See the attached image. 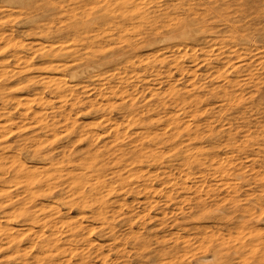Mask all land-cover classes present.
<instances>
[{
  "label": "rangeland",
  "instance_id": "obj_1",
  "mask_svg": "<svg viewBox=\"0 0 264 264\" xmlns=\"http://www.w3.org/2000/svg\"><path fill=\"white\" fill-rule=\"evenodd\" d=\"M135 2L137 12L131 4L115 0H0V63L6 64L0 65V70L15 64V51L11 49L14 41L25 43L29 49H16L27 57L33 50L40 49L41 43L47 47L53 42L57 46L62 43L70 50L80 49L85 57L90 55L87 52L96 49L85 45L90 39H94L100 49H118L125 43L123 40L138 42L140 46L138 55L133 58L134 70L130 63L108 56L98 60L97 67L85 70H81L84 66L80 67L79 75L72 78L69 67L75 61L71 58L52 57V64L65 63L66 66L50 71L46 68L50 63L36 54L29 73L38 80L36 89L31 86L15 90L26 83L19 79L22 76L6 81L0 74V88L11 84L8 89L13 99L6 103L0 98V123L9 127L8 135L0 140V155L2 145L14 146L2 155L0 163L2 167L5 163L7 168L12 158L6 157L14 156L18 160L13 162L18 165L10 167V172L8 168L4 173L0 170V264H80L83 258L91 264H111L118 250L122 253L119 255H124L120 260L124 261L116 264H159L150 263L147 256H136V252L146 255L151 250L153 254L158 250L168 252L174 246L177 249L171 251L172 256L167 255L164 263L258 264L261 255L264 256V212L261 213L257 206H264V104L260 99L262 93H258V84L264 92V0ZM200 14L205 25L196 35L168 41L161 37L148 44L155 37L154 33L162 35L167 29L184 25ZM47 28L50 35H42L41 30ZM4 46L9 47L4 50ZM44 50L46 48L38 52ZM225 58L230 60V65H241L242 70L234 71L230 65L225 66ZM86 61L83 58L77 63L84 65ZM47 76H66L64 78L78 89L75 93L80 96L82 105L71 110L72 99L67 104L42 87L41 81ZM122 78L124 96L111 94V89L120 85ZM228 79L239 81L238 99L230 97L228 101L212 94L211 89L227 85ZM83 86L89 91L83 92ZM34 92L46 94L51 102L44 109L46 118L42 122L29 118L25 120L26 126L15 128L19 127L17 123H20L23 108L13 101L25 99ZM130 103L134 107L128 110L125 105ZM34 106L39 105L34 103ZM66 113H71L72 117L68 123L63 121L62 115ZM8 114L12 119L5 117ZM72 120L79 127L76 133L70 126ZM53 123L56 128L47 126ZM11 128L10 133L8 129ZM211 129L221 133L210 139L206 133ZM172 135L173 138L167 140ZM90 151L93 152L89 155ZM156 151L162 161L147 162L149 155ZM95 154H100L97 157L100 161L92 167ZM196 158L204 160L201 168L194 166ZM218 158L229 161L232 174L228 179H223L216 169ZM20 161L30 169L26 174H31V190L27 189L25 178L13 174ZM121 161L126 163L125 167L120 165ZM84 166L90 168L86 170ZM59 173L63 176H54ZM97 175L101 176V187H97ZM118 175L128 176L120 179ZM48 176L52 177L48 182L39 181ZM76 176L91 180L83 188L73 183L77 181L74 180ZM145 187L154 190L145 194ZM210 188L220 193L216 199L212 192L211 196L205 194ZM84 193L88 198H81ZM227 193L247 210L233 212V202L222 199ZM32 195L34 200L28 203ZM102 197L111 206L103 210L100 218L95 214L99 205L96 200ZM200 198L205 201L203 210L198 207ZM79 200L84 204H79ZM24 206L34 211L39 220L22 215ZM214 207L213 215L208 216V210ZM48 219L53 221L50 223ZM76 224L80 227L73 231L72 226ZM12 237L19 241L18 246L16 243L10 245ZM44 240L46 246L49 245L44 247L48 250L45 253L41 247ZM58 246H62L61 251L57 250ZM232 248L241 249L240 256L235 255ZM217 249L221 253L213 257ZM50 255L54 263L43 262ZM38 256L43 260L37 261ZM105 258L107 261L102 262Z\"/></svg>",
  "mask_w": 264,
  "mask_h": 264
},
{
  "label": "bare ground",
  "instance_id": "obj_2",
  "mask_svg": "<svg viewBox=\"0 0 264 264\" xmlns=\"http://www.w3.org/2000/svg\"><path fill=\"white\" fill-rule=\"evenodd\" d=\"M116 2H121L122 4L124 3V4H131L132 6H133V8L136 10V12H137V9H138V4L135 2V0H115ZM115 4V3H114ZM54 9H55V7H54ZM207 9V8H206ZM121 14V13H120ZM203 16H201V14H200V16L198 17V18H192V19H190L189 21H187L186 22V24H184V25H178V27H175V28H173V27H171L170 29H167L166 31H165V33L164 34H160V33H158V34H156V33H154V35H155V37H153L151 40H149L148 41V44H151V43H153V41H155V40H158L159 38L161 39V37H162V40H166V41H168V40H172V39H174V38H187V37H190V36H193V35H196V32H200V31H202L201 30V28L205 25V20H204V18H202ZM222 17V16H221ZM124 18V17H123ZM164 26H166V25H164ZM61 27V26H60ZM72 29V28H71ZM66 30V29H65ZM50 32V30L47 28V30H45V29H42L41 30V34L43 35H50V34H48ZM49 37V36H48ZM6 38H4V40H5ZM243 39V38H242ZM247 39V38H246ZM8 40V39H7ZM6 40V41H7ZM91 41H88L85 45L87 46V47H89V48H96V49H91L92 50V52H87V53H89L88 55L89 56H84L85 55V53L84 52H82L80 49V52H79V50H70V48L68 47H66V46H63L62 45V43L61 44H59L58 46L56 45V44H54L55 42H53V44L52 43H50L49 45V47H47L46 45H43V43H41V48L40 49H35V50H33L32 51V55L31 56H29V57H27L26 55H20L19 54V50L18 49H16V48H25V49H29L26 45H25V43L23 42V41H18V42H13L12 44H11V49H12V51H15V53L13 54V58H14V65L11 67V68H9V66H7L6 68H3V69H1L0 70V74L2 75L1 77H3V80H6V81H9L12 77L14 78V77H18V76H22L21 78H19V79H24L25 81H26V83L24 84V85H20V86H18V85H16V86H18V87H16L15 88V90H20V89H22V88H25V87H35V85L37 84V81L36 80H34V77H32L31 75H29V73L32 71V65L34 64V61H33V59H34V56L36 55V54H40L39 56L41 57V58H44V60H45V63H50V64H46L47 66H46V68H48V69H50V71H53V70H58L60 67H62V66H66V64L65 63H61V64H52V57H58V58H61V59H68V58H71V60H73V61H75L74 63H72V64H70L71 66L69 67L70 69H69V71H70V76L72 77V78H76L77 77V75H79V68L80 67H82V66H84V68L83 69H81V70H85L86 68H88V67H97L96 65V62L98 61V60H100V59H102V58H107L108 56L111 58V57H114L116 60H120L121 62H126V63H130L132 66V69L134 70V66H135V60L133 59L134 57H136L137 55H138V53H137V51H138V49H139V43L138 42H131V41H127V40H123L125 43H123L121 46H119V48L118 49H105V47L103 48H101L100 49V45L97 43V42H95V40L94 39H90ZM63 41V40H62ZM122 41V40H121ZM11 43V42H10ZM8 44V43H7ZM64 44V43H63ZM6 45V44H5ZM10 45V44H9ZM71 45V44H70ZM86 46H84L83 45V47L84 48H86L87 50H89V48H87ZM98 46V47H97ZM264 46V45H263ZM5 47L7 48V47H9V46H4L3 48H4V50H5ZM13 47V48H12ZM72 47V46H71ZM180 47H183V46H180ZM46 48V50H44V51H42V52H38L39 50H43V49H45ZM31 49V48H30ZM182 49V48H181ZM1 50H3V49H1ZM9 50V49H8ZM85 50V49H84ZM11 51V52H12ZM38 52V53H37ZM97 52H102V53H100V55H97V56H95L96 54L95 53H97ZM160 52V51H159ZM7 53V52H6ZM37 56V55H36ZM108 57V58H109ZM189 57V56H188ZM83 58H85L87 61L85 62L86 64H81V63H77V60H80V59H83ZM182 58V57H181ZM171 59V58H170ZM226 59V62H225V66H227V65H230V60L228 59V58H225ZM43 60V61H44ZM180 60V59H179ZM178 60V61H179ZM146 63V62H145ZM144 63V64H145ZM158 64V63H157ZM177 64V63H176ZM175 64V65H176ZM0 65H1V67H3V66H5L4 64H2V63H0ZM36 65V64H35ZM34 65V66H35ZM100 65V64H99ZM223 66H224V63L222 64ZM68 66V65H67ZM178 66H176V68H177ZM182 67V66H181ZM230 68H232V70H234V71H241L242 69L241 68H243L241 65H230ZM224 69V68H223ZM99 72V71H98ZM103 72V71H102ZM218 72V71H217ZM221 72V71H220ZM82 73V72H81ZM241 73H243V72H241ZM100 74V73H99ZM117 74H119V73H117ZM238 74V73H237ZM133 75H134V73H133ZM236 75V74H235ZM100 76H101V74H100ZM116 76V75H115ZM40 77V76H39ZM64 77H66V76H58L57 78L56 77H52V76H47V77H44L43 79H42V84L41 85H43L42 87H44V88H48L52 93L54 92L55 93V96H56V98H58L60 101H63V102H65V103H67L68 102V100H70V99H72L73 101H71L70 103V105H71V110H73L74 108H77V107H79V106H81L82 105V100H81V98H80V96H78V94L77 93H75L77 90L71 85V83L67 80V79H65ZM82 77V76H81ZM84 77V76H83ZM234 77H236V76H234ZM119 78V77H118ZM121 78V77H120ZM239 78V77H238ZM78 79H76V81H77ZM100 80H101V78H100ZM122 81H121V84L120 85H118V86H116V87H113V89H111V91H110V93L111 94H113V95H118V94H120V96L121 97H123L124 96V93H126V90H125V88H124V86L122 85V83L124 82V79L122 78L121 79ZM11 81V80H10ZM99 82V81H98ZM186 82H188V81H186ZM226 82H228V84L226 85V84H224L223 86H217V87H215V88H213V89H211L213 92H212V94H214V96L215 97H222L223 99H227L228 101H229V98L230 97H235V98H237L238 99V97L237 96H239L238 95V91L239 90H241L240 89V87L238 86V85H240L239 84V81L237 80H232V79H228ZM8 84V83H7ZM39 84V83H38ZM1 85V84H0ZM11 87V84H9V85H7V87L5 88H0V98H2V100L4 101H6V103L7 102H10V100H13V99H11L12 98V96L10 95V93H12V91L10 92V90L8 89V88H10ZM15 87V86H14ZM37 87V86H36ZM36 87H35V89H36ZM262 86L261 85H259L258 84V93L259 94H261L260 96H261V100H262V102H263V104H264V92L262 91V88H261ZM41 88V87H40ZM6 89H7V91H6ZM12 89V88H11ZM34 89V88H33ZM210 90V91H211ZM49 91V93H51ZM82 91L83 92H88L89 91V89H88V87L87 86H83V89H82ZM108 91V92H109ZM43 92V91H42ZM42 92H34L33 93V95L32 96H29V97H25V99L23 100V99H17V101H13V102H15V105H18V106H22V108H23V112H22V115H19L20 117H19V119H20V123H17L18 124V126L19 127H15V128H21V126H23V125H25V120H27V119H33V120H35V121H40V122H42V120L44 119V118H46V116H45V114H47L46 112L47 111H44V109L48 106V104H50L51 102L49 101V99L47 100V98L48 97H45L46 96V94L45 95H42ZM242 92V91H241ZM45 93V92H44ZM43 93V94H44ZM101 93V92H100ZM102 94V93H101ZM103 95V94H102ZM100 96V95H99ZM14 98V97H13ZM16 98V97H15ZM50 98V97H49ZM129 98L130 97H128V100H129ZM199 98V97H198ZM201 98V97H200ZM138 99V98H137ZM234 99V98H233ZM236 99V100H237ZM258 99V98H257ZM15 100V99H14ZM126 102V101H125ZM231 102V101H230ZM229 102V103H230ZM236 102V101H235ZM34 103H37L39 106L38 107H35L34 106ZM81 103V104H80ZM218 103V102H217ZM64 104V103H63ZM68 104V103H67ZM85 104V103H84ZM108 104V103H107ZM212 104H214V103H212ZM223 104V103H222ZM231 104V103H230ZM259 104V103H258ZM101 105V104H100ZM207 105V104H206ZM50 106V105H49ZM203 106V105H202ZM201 106V107H202ZM98 107H100V106H98ZM106 107V106H105ZM125 107H127L128 108V110L129 109H131V108H133L134 107V105L132 104V103H130L129 105H125ZM218 107V106H217ZM52 109V108H51ZM241 109V108H240ZM46 110V109H45ZM59 110V109H58ZM128 110H127V112H128ZM262 110V109H261ZM131 111V110H130ZM222 112V111H221ZM54 113V112H53ZM223 113V112H222ZM71 113H66V114H64V115H62L63 116V121L65 122V123H68V120L70 119V118H72L71 117V115H70ZM220 116V115H219ZM228 116V115H227ZM264 116V115H263ZM5 117H7V119L8 120H10V119H12V115L10 114H8V115H6ZM104 118V117H103ZM207 118H209V117H207ZM219 118V117H218ZM261 118V117H260ZM259 118V119H260ZM29 119V120H30ZM47 120V119H46ZM58 121H59V119H58ZM77 121V120H76ZM101 121V120H100ZM201 121H203V120H201ZM9 122V121H8ZM39 122V123H40ZM70 122V121H69ZM108 123V122H107ZM128 123V122H127ZM210 123V122H209ZM208 123V124H209ZM215 123H216V121H215ZM220 123V122H219ZM264 123V122H263ZM2 123H0V140L1 139H3L5 136V134H6V130H7V128H9V127H6V126H3V125H1ZM37 124H38V122H37ZM112 124V123H111ZM207 124V123H206ZM44 125V124H43ZM12 126V125H11ZM10 126V127H11ZM26 126V125H25ZM27 126H29V124L27 125ZM47 126H53V128H56L55 127V125H54V123L52 124V125H47ZM46 126V127H47ZM70 126L72 127V129H73V131H74V133H76L77 132V130H78V125H76V122H74L73 120H72V122L70 123ZM181 126V125H180ZM115 127V126H114ZM210 127V126H209ZM262 127V126H261ZM25 128V127H24ZM34 128V127H33ZM218 128H220V127H218ZM260 128V127H259ZM45 129V128H44ZM47 129V128H46ZM113 129V128H112ZM207 129H209V128H207ZM10 130V133H11V130H12V128L11 129H8V131ZM18 130H20V129H18ZM55 130V129H54ZM53 130V131H54ZM52 131V132H53ZM210 131V130H209ZM228 131V130H227ZM21 132V131H20ZM30 132V131H29ZM51 132V131H50ZM202 132V131H201ZM207 132V131H206ZM230 132V131H229ZM221 133V131H218V132H216L215 130H212L211 129V132L210 133H206V135L208 136V138H210V139H212V138H215V137H217L219 134ZM24 134V133H23ZM22 134V135H23ZM29 134V133H28ZM33 134H34V132H33ZM85 134V133H84ZM202 134H203V132H202ZM8 134H6V136H7ZM116 135V134H115ZM197 135V134H196ZM199 135V134H198ZM197 135V136H198ZM201 135V134H200ZM200 135H199V137H200ZM205 135V136H206ZM35 136V135H34ZM34 136H32L33 138H34ZM93 136V135H92ZM204 136V137H205ZM25 137V136H24ZM31 137V138H32ZM35 137H37V136H35ZM40 137V136H39ZM201 137H203V135L201 136ZM55 138V137H54ZM173 138V135L172 136H170V137H168L167 138V140L168 139H172ZM73 139V138H72ZM82 139V138H81ZM36 140V139H35ZM34 140V141H35ZM74 140V139H73ZM202 140V139H201ZM38 141V140H37ZM222 142V141H221ZM1 143V142H0ZM11 143V142H10ZM39 143V142H38ZM222 143H224V142H222ZM24 144V143H23ZM233 144V143H232ZM223 145H225V143L223 144ZM198 146V145H197ZM238 146V145H237ZM14 146H11V145H2L1 146V149H2V153H1V155H0V158H2V155L3 154H5V152L6 151H8L9 152V150L11 149V148H13ZM21 147V146H20ZM40 147V146H39ZM204 148V147H203ZM171 150V149H170ZM96 151V150H95ZM106 151V150H105ZM182 151V150H181ZM200 151V150H199ZM1 152V151H0ZM91 152H93V151H90V153H89V155L91 154ZM157 152V151H156ZM161 152V151H160ZM142 153V152H141ZM161 153H163V152H161ZM226 153V152H225ZM234 153V152H233ZM8 154V153H7ZM40 154H42V153H40ZM86 154V153H85ZM118 154V153H117ZM134 154H135V152H134ZM228 154V153H227ZM230 154V153H229ZM232 154V153H231ZM43 155V154H42ZM47 155V154H46ZM70 155V154H69ZM100 154H95V155H93L92 156V159H93V162H94V164H91L90 166H92V167H95L97 164H98V162L100 161V160H98L97 159V157L99 156ZM142 155V154H141ZM175 155H176V153H175ZM212 155V157L214 156L213 154H210V156ZM226 154H224V156H225ZM81 156V155H80ZM202 156V155H201ZM220 156H221V154H220ZM235 156V155H234ZM205 157V156H204ZM217 157V156H216ZM7 158H12V160H11V163L9 164V162H8V164H6V165H8V166H6L7 168H8V170H9V172H10V170L11 169H9L10 167H14V165L16 166V165H18V163L17 164H14L13 165V162L14 161H18L14 156H8V157H6V159ZM102 158V157H101ZM136 158H138V156L136 157ZM170 158V157H169ZM245 158V157H244ZM243 158V159H244ZM80 159V158H79ZM162 159V157L159 155V153L157 152V153H155V152H152L150 155H149V159H146V161L147 162H160V161H162L161 160ZM211 159V158H210ZM219 159V158H218ZM52 160V159H51ZM86 160V159H85ZM111 160H113L114 161V159H111ZM116 160V159H115ZM119 160V159H118ZM222 159H219L218 161H216V169H217V171H218V173H220V175H221V177L223 178V179H228V176H230L231 174H232V172H230V166L228 165V163H229V161H226L225 159H223L224 161H221ZM80 161V160H79ZM87 161V160H86ZM113 161H111V162H113ZM122 161H126V159H122ZM121 161V162H122ZM235 161V160H234ZM104 162V161H103ZM116 162V161H115ZM164 162V161H163ZM89 163V162H88ZM117 164H118V162H116ZM116 163H114V164H116ZM129 163V162H128ZM193 163H194V166L196 167V168H201V166H203L204 165V160L202 161V159H200V158H196L195 160H193ZM106 164V163H105ZM111 164V163H110ZM4 165V167H2V164L0 163V170H2V172L4 171H6L7 170V168H5V163L3 164ZM120 165L121 166H123V167H125L126 166V163L124 164L123 162L122 163H120ZM142 165V164H141ZM214 165V164H213ZM90 166H84V169H86V170H88L89 168H90ZM113 166V165H112ZM237 166V165H236ZM55 167H57V166H55ZM59 167V166H58ZM100 167H102V166H100ZM115 167V166H114ZM48 168V167H47ZM97 168V167H96ZM137 168V167H136ZM241 168V167H240ZM253 169H255V167H252ZM252 168H251V170H252ZM113 169H115V168H113ZM243 169H245V167L243 168ZM250 169V168H249ZM56 170V169H55ZM37 171V170H36ZM108 171V170H107ZM206 171V170H205ZM208 171V170H207ZM236 171H240V170H235L234 172H236ZM3 172V173H4ZM30 173V169H28V167L26 166V165H24V164H22V162L20 161V164H19V167H16V170L14 171V176L15 175H18V177H21V178H25V179H23V181L25 182V185H27L28 187H27V189L28 190H31V188H30V184H32V179L30 178V176H31V174H26V173ZM248 172H250V171H248ZM7 173V172H6ZM64 173V172H63ZM200 173V172H199ZM202 173H204V172H202ZM244 173V172H243ZM119 174V173H118ZM239 174V173H238ZM3 175V174H2ZM26 175H28V176H26ZM66 175L67 176H69L70 175V173H66ZM84 175H87V173H85ZM242 175V174H241ZM254 175V174H253ZM4 176V175H3ZM55 177H61V176H63V175H61L60 173H59V175H54ZM53 176V177H54ZM96 176V175H95ZM119 176V175H118ZM128 176V175H127ZM127 176H125V177H127ZM46 177V176H45ZM44 177V178H45ZM50 177V178H49ZM125 178V177H123L122 175H120L118 178ZM139 177V176H138ZM220 177V176H219ZM16 178V177H15ZM20 178V179H21ZM40 178V177H39ZM52 177L51 176H48L47 178H45V179H39V181H42V180H44V182H48V180L49 179H51ZM70 178H73V176L72 177H70ZM75 179L74 180H77V181H75V182H73L74 184H78L79 186H83V188L85 187L84 186V184H86L87 182H89V180H91V179H88L86 176H76V177H74ZM120 178V179H121ZM129 178V177H128ZM247 178V177H246ZM252 178H253V176H252ZM4 179V178H3ZM3 179H1V180H3ZM18 179V178H17ZM64 179H66V177L64 178L63 177V180ZM131 179V178H130ZM235 179V178H234ZM244 179H245V177H244ZM6 180V179H5ZM14 179H12V181H13ZM53 180H55V179H53ZM52 180V181H53ZM94 180V179H93ZM133 180V179H132ZM231 180V179H230ZM245 180H247V179H245ZM15 182H16V180H14ZM38 181V182H39ZM126 181H128V179L126 180ZM130 181V180H129ZM201 181V180H200ZM234 181V180H233ZM17 182L19 183V180H17ZM21 182H22V180H21ZM70 182V181H69ZM223 183H225V181H222ZM124 183V182H123ZM127 183V182H126ZM237 183V182H236ZM36 184V183H35ZM46 184H48V183H46ZM71 184V183H70ZM69 184V185H70ZM81 184V185H80ZM96 184H97V187H101L102 185V179H101V176L100 175H97V177H96ZM173 184V183H172ZM253 184V183H252ZM184 185V184H183ZM201 185V184H200ZM246 185V184H245ZM103 186H105V184L103 185ZM219 186H221V185H219ZM106 187V186H105ZM109 187V186H108ZM153 187V186H152ZM199 187V186H198ZM198 187H196L197 189L196 190H198ZM74 188V187H73ZM78 188V187H77ZM232 188V187H231ZM259 188V187H258ZM78 189H81V188H78ZM145 189V194H147L148 192H152V190H154V189H152L151 190V188H149V189H147L146 187L144 188ZM147 189V190H146ZM156 189V188H155ZM226 189H227V187H226ZM70 190V189H69ZM68 190V191H69ZM99 190H100V188H99ZM110 190H112V187L110 188ZM232 190H233V188H232ZM245 190V189H244ZM71 191V190H70ZM76 191H77V189H76ZM106 191V190H105ZM247 191H249V190H247ZM256 191V190H255ZM260 191V190H259ZM2 192H3V190H2ZM78 192H82V191H78ZM155 192V191H154ZM201 192H203L202 190H201ZM210 192H212L211 193V195L213 196V198H217V196H219V194L220 193H218V192H215L214 191V189H212V188H210V189H208L207 190V192L205 193L206 195H208L209 194V196H211L210 195ZM226 192H228V191H226ZM234 192H236L235 190H234ZM245 192V191H244ZM101 193V192H100ZM229 193H231V192H229ZM237 193V192H236ZM96 194H99V193H96ZM250 194V193H249ZM253 194V193H252ZM95 195V194H94ZM102 195V194H101ZM200 195V194H199ZM223 195V194H222ZM245 195H247L248 196V194H245ZM70 196H72V193H71V195ZM204 196V195H203ZM229 196V194L227 193V194H224V196H223V200H227V199H229V200H231L232 202H233V206H234V209H233V212H238V211H243V210H247V209H243V208H241L238 204H237V200L235 199V197H228ZM33 195L31 196V197H29V200H28V203L29 202H32V200H34L33 199ZM88 198V196L87 195H85V193L83 194V196H81V198L82 199H85V198ZM236 197H238V196H236ZM253 197V196H252ZM198 198V197H197ZM10 199V198H9ZM69 199V198H68ZM73 199V198H72ZM249 199V198H248ZM257 199V198H256ZM69 200H71V199H69ZM117 200V199H116ZM159 200V199H158ZM259 200V199H258ZM18 202L20 201V199H18L17 200ZM65 201V200H64ZM75 201V200H74ZM80 201V200H79ZM97 202H99V205L96 207V212H95V214H97L98 215V217H103V210L104 209H107V208H109L110 206H111V203L110 202H108L105 198H98L97 200H96ZM200 201L201 202H199V205H198V207H199V209L200 210H203L204 208H205V201H203V199H201L200 198ZM211 201V200H210ZM220 201V200H219ZM240 201H242V200H240ZM251 201H253V200H251ZM257 201V200H256ZM6 202V201H5ZM87 202V201H86ZM154 202V201H153ZM218 202V201H217ZM11 203H13V201L11 202ZM72 203V202H71ZM151 204H152V202H150ZM155 203V202H154ZM26 204V203H25ZM24 203H23V205H25ZM79 204H84V203H82L81 201H80V203ZM241 204H243V203H241ZM255 204H257V203H255ZM21 205V204H20ZM152 205H154V204H152ZM227 205V204H226ZM263 204H257V206L259 207V209L258 210H260L261 211V213H263L264 212V206H262ZM213 206V205H212ZM245 206V205H244ZM2 207H4V206H2ZM53 207V206H52ZM218 209L220 208L219 206H216ZM5 208V207H4ZM212 208V207H211ZM216 208V209H217ZM22 215L24 214L25 215V217L26 218H30L31 220H34V221H38L39 219H37L38 218V216L36 215V213L35 214H33L34 213V211H28L27 209H26V206H24V207H22ZM39 209V208H38ZM110 209V208H109ZM112 209V208H111ZM57 210V209H56ZM214 210H215V207H214V209H209L208 210V216H212L213 214H211V213H214ZM222 210V209H221ZM43 211H44V209H43ZM49 211V210H48ZM249 211H250V209H249ZM254 211V210H253ZM252 211V212H253ZM45 212H46V210H45ZM53 212V211H52ZM244 212V211H243ZM41 213V212H40ZM39 213V214H40ZM37 214H38V212H37ZM259 214V213H258ZM46 215H48V214H46ZM239 215V214H238ZM237 215V216H238ZM256 215V214H255ZM51 216V215H50ZM50 216H49V218H50ZM55 216V215H54ZM54 216H53V218H54ZM241 216H243V215H240V216H238V217H241ZM56 217H57V214H56ZM223 218H225V216H222ZM52 218V219H53ZM234 218V217H233ZM3 219H6V218H3ZM52 219H48V222H50V221H53ZM58 219V218H57ZM144 219V218H143ZM31 220H29V221H31ZM33 221V222H34ZM9 222H10V219H9ZM70 222V221H69ZM41 223V222H40ZM46 223V219H45V221L43 222V224H45ZM51 223V222H50ZM71 223V222H70ZM70 223H68L69 225H70ZM74 223V222H73ZM60 224H62V223H60ZM79 224V223H78ZM48 225V224H47ZM65 225V224H64ZM80 225H81V223H80ZM80 225H73L72 226V230L73 231H78V229H79V227H80ZM71 226V225H70ZM227 226H228V224H227ZM241 226H242V224H241ZM26 227V226H25ZM29 227V226H28ZM47 228V227H46ZM69 228V227H68ZM94 228V227H93ZM228 228V227H227ZM237 230H238V228H236ZM244 229V228H243ZM248 229V228H247ZM210 231V230H209ZM208 231V233H210L211 234V232H209ZM227 231V230H226ZM229 231V230H228ZM227 231V232H228ZM13 232V231H12ZM21 233H23V234H27L26 232H24V231H20ZM31 232V231H30ZM241 232V231H240ZM0 233H2V232H0ZM5 233V232H4ZM54 233V232H53ZM233 233H234V231H233ZM237 234V233H236ZM24 235V236H25ZM40 235H41V233H40ZM219 235V234H218ZM5 236V235H4ZM4 236H2V237H4ZM24 236H22V237H24ZM55 236V235H54ZM56 236H58L57 234H56ZM211 236V235H210ZM215 236V235H214ZM228 236H231V235H228ZM212 237V236H211ZM232 237V236H231ZM47 238V237H46ZM220 238H221V236H220ZM233 238V237H232ZM22 239V238H21ZM202 239V238H201ZM216 239V238H215ZM225 239V238H224ZM227 239V238H226ZM217 240H218V238H217ZM221 241H222V239H220ZM5 241H6V239H5ZM10 245L12 246L14 243H16L15 245H19L18 244V242L19 241H15V239L12 237L10 240ZM57 241V240H56ZM233 241H234V239H233ZM232 240H231V242H233ZM21 242V241H20ZM31 242V241H30ZM60 242V241H59ZM158 242H160V241H158ZM204 242H206V241H204ZM214 242V241H213ZM229 243H230V241H228ZM40 243V242H39ZM58 243V242H57ZM203 243V242H202ZM223 243H225V242H223ZM37 244V243H36ZM36 244H34V247H35V245ZM189 244V243H188ZM208 244V243H207ZM263 244V243H262ZM9 245V246H10ZM168 245V244H167ZM221 245H222V243H221ZM233 245V244H232ZM17 246H14V247H16L17 248ZM49 245H47L46 246V240H44V241H42V243H41V247L43 248V252L45 253V252H48V250L47 249H45V248H47ZM151 245H149V247H150ZM199 247H200V245H198ZM211 246H213V245H211ZM235 246V245H234ZM45 247V248H44ZM143 247V246H142ZM157 247H160V246H157ZM156 247V248H157ZM199 247H198V249H199ZM219 247V246H218ZM13 248V247H12ZM136 248V247H135ZM214 249L215 248H217V247H213ZM230 248V247H229ZM264 248V247H263ZM61 249H62V246H58L57 247V250H59V251H61ZM66 249V248H65ZM64 249V250H65ZM119 249V248H118ZM132 249H134V248H132ZM177 249V246H174V247H172L171 248V251H175ZM207 249H208V247H207ZM212 249V248H211ZM220 249V248H219ZM219 249H217V250H215L214 251V253H213V257H216V255H217V253H219L220 251H219ZM223 249H225V248H222V250ZM141 250V249H140ZM145 250V249H144ZM157 250V249H156ZM200 250H202V249H200ZM213 250V249H212ZM221 250V249H220ZM227 250V249H226ZM226 250H224V251H226ZM232 250H233V248H232ZM15 251V250H14ZM135 251V250H134ZM153 251L154 250H151V251H149V253H148V255H146L145 253H140V252H136V256H138V257H145V256H147V258H148V260H149V262L150 263H153V262H159V264H167V263H164V260L167 258V260H168V256H172V255H170V253H171V251H168V252H164L163 250L161 251V250H158V252L157 253H155V254H153ZM262 251V250H261ZM20 252V251H19ZM76 251H74V253H75ZM120 252V250H118V252L116 253V259H112L110 262H111V264H116L115 262H119V261H121L120 260V258H123L124 257V255H119V254H122V253H119ZM178 252V251H177ZM200 252V251H199ZM209 252H212V251H209ZM228 252V251H227ZM233 252H234V254L236 255H238V256H240V252H241V249H234L233 250ZM58 253V252H57ZM84 253V252H83ZM186 253V252H185ZM202 253V252H201ZM200 253V254H201ZM204 253V252H203ZM221 253V252H220ZM226 253V252H225ZM47 254V253H46ZM67 254V253H66ZM138 254V255H137ZM153 254V255H152ZM74 255V254H73ZM168 255V256H167ZM201 255H203V254H201ZM200 255V256H201ZM52 255H50L49 257L48 256H46V258H48V260L47 261H43V262H45V263H54V261H53V259H52V257H51ZM54 256V255H53ZM93 255H91V257H92ZM101 256V255H100ZM204 257H205V253H204V255H203ZM45 257V256H44ZM83 257V256H82ZM104 257H106V256H104ZM227 257V256H226ZM98 258H100V257H98ZM107 258V257H106ZM106 258H105V260H103L102 262H106L107 260H106ZM109 258V257H108ZM107 258V259H108ZM174 258V257H173ZM235 258V257H234ZM237 258V257H236ZM86 259H88V258H86ZM93 259V258H92ZM104 259V258H103ZM170 259H172V258H170ZM175 259H176V257H175ZM37 261H42L43 259H42V256L41 257H37V259H36ZM123 260V259H122ZM172 260H174V259H172ZM217 260V259H216ZM219 260V259H218ZM220 260H221V258H220ZM222 260L225 262V260H224V258H222ZM124 261V260H123ZM123 261H121V262H123ZM126 261V260H125ZM171 261V260H170ZM223 261H222V263H223ZM128 262V261H127ZM126 262V263H127ZM129 263V262H128ZM127 263V264H128ZM219 263H220V261H219ZM229 263V262H228ZM237 263V262H236ZM80 264H91L90 263V261L88 262L87 260H85L84 258L81 260V262H80ZM94 264H97V263H94ZM137 264V263H136ZM221 264V263H220ZM258 264H264V256H263V254L261 255V258L258 260Z\"/></svg>",
  "mask_w": 264,
  "mask_h": 264
}]
</instances>
